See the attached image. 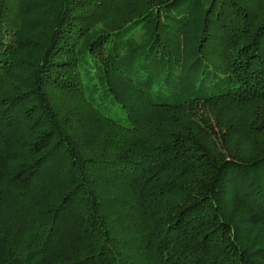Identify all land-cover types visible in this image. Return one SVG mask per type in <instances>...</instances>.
I'll use <instances>...</instances> for the list:
<instances>
[{
    "label": "trees",
    "instance_id": "trees-1",
    "mask_svg": "<svg viewBox=\"0 0 264 264\" xmlns=\"http://www.w3.org/2000/svg\"><path fill=\"white\" fill-rule=\"evenodd\" d=\"M0 264H264V0H0Z\"/></svg>",
    "mask_w": 264,
    "mask_h": 264
},
{
    "label": "rangeland",
    "instance_id": "rangeland-1",
    "mask_svg": "<svg viewBox=\"0 0 264 264\" xmlns=\"http://www.w3.org/2000/svg\"><path fill=\"white\" fill-rule=\"evenodd\" d=\"M103 4L106 6V8H105V10H104L105 13H106V11H108V10L110 11V9H113V4H111L110 2L108 3V2H105V1H104ZM103 7H104V6H103ZM103 7H102V8H103ZM127 7H129V3L125 5V8H127ZM100 8H101V6H100ZM120 8H121V7H120ZM125 8L123 7L124 10H126ZM194 24H195V23H194ZM99 27H100V25H97L96 27H94V29L97 30ZM138 36H139V34H138ZM138 36H137V37H138ZM57 96L59 97L60 95L57 94ZM61 97H62V101H65V99L63 98V96H61ZM112 114H113V113H112Z\"/></svg>",
    "mask_w": 264,
    "mask_h": 264
}]
</instances>
